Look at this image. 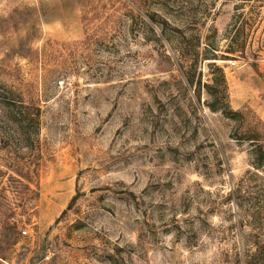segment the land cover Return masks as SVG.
I'll return each instance as SVG.
<instances>
[{
	"label": "rangeland",
	"instance_id": "rangeland-1",
	"mask_svg": "<svg viewBox=\"0 0 264 264\" xmlns=\"http://www.w3.org/2000/svg\"><path fill=\"white\" fill-rule=\"evenodd\" d=\"M233 3L0 0V114L38 107L16 144L37 196L6 192L0 264H264V143L234 138L202 84L216 61L238 117L264 121V12L237 35Z\"/></svg>",
	"mask_w": 264,
	"mask_h": 264
},
{
	"label": "trees",
	"instance_id": "trees-1",
	"mask_svg": "<svg viewBox=\"0 0 264 264\" xmlns=\"http://www.w3.org/2000/svg\"><path fill=\"white\" fill-rule=\"evenodd\" d=\"M233 14L231 20V27L233 31L240 35L245 28L254 26V23H250L258 18L262 12H264V0H234L233 3ZM246 17V19H245ZM236 39L231 40L234 43L233 50L239 51V55L246 57V47L245 41H239ZM214 47H212L213 49ZM215 49V48H214ZM252 56L255 55L253 51H250ZM252 66L256 68L255 61H252ZM209 66L216 70L215 75L210 77V81H203V86L205 87L207 93L209 94V99H207L206 104L212 110L221 111L224 115L235 120L233 137L237 139H248L252 143V146L256 150L261 147V143H264V121L260 118L253 123L252 121H247L243 116L239 118L238 116L242 114L241 110H234L231 108L228 100L227 92V82L223 67L216 63V61H209ZM185 80L189 84H193V78L190 75L185 74ZM195 83H201L199 79ZM17 103L18 105H15ZM21 103L16 102L14 99L4 98L3 99V112L0 114V132H4V136H0V147H10L14 150L13 154L9 156L11 162H9L10 172H5V178L0 182V241L13 238L17 235L15 229V224L13 221H9L11 207H9L8 199L6 197V192L15 195L17 192L18 185L22 188V193L25 197L29 199H35L37 196L36 190V180H34V175L36 174L37 163L20 162L17 159L18 147L16 144L30 147L35 141L34 135L38 130V107L34 113H27L20 107ZM9 125H13L19 129L18 132L21 133V137H11L13 129L11 130ZM8 126V127H7ZM10 129V130H9ZM31 129L32 132H31ZM16 130V129H15ZM17 132V130H16ZM14 140V142H13ZM13 145V147L11 146ZM16 145V146H15ZM264 145V144H263ZM257 161L260 162L264 159V156L259 153H255ZM33 183V186L31 185ZM75 194L71 195L69 201L67 202L65 208L70 206V203L74 200ZM63 209L61 212H63ZM57 220V217L54 221ZM39 252L43 253L42 247H39Z\"/></svg>",
	"mask_w": 264,
	"mask_h": 264
},
{
	"label": "built area",
	"instance_id": "built-area-1",
	"mask_svg": "<svg viewBox=\"0 0 264 264\" xmlns=\"http://www.w3.org/2000/svg\"><path fill=\"white\" fill-rule=\"evenodd\" d=\"M20 232H21V233H25V229H21Z\"/></svg>",
	"mask_w": 264,
	"mask_h": 264
}]
</instances>
